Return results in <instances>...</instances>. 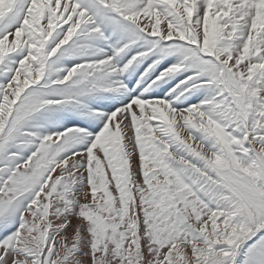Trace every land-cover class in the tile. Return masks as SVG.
<instances>
[{
    "label": "snow or ice",
    "instance_id": "snow-or-ice-1",
    "mask_svg": "<svg viewBox=\"0 0 264 264\" xmlns=\"http://www.w3.org/2000/svg\"><path fill=\"white\" fill-rule=\"evenodd\" d=\"M0 264H264V0H0Z\"/></svg>",
    "mask_w": 264,
    "mask_h": 264
}]
</instances>
